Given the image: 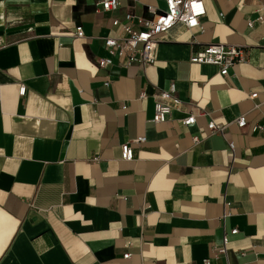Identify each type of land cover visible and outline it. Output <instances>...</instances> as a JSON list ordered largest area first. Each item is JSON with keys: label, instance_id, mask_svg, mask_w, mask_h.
Masks as SVG:
<instances>
[{"label": "crops", "instance_id": "obj_1", "mask_svg": "<svg viewBox=\"0 0 264 264\" xmlns=\"http://www.w3.org/2000/svg\"><path fill=\"white\" fill-rule=\"evenodd\" d=\"M98 1L0 0V264H204L224 234L230 264H264V26L247 25L264 0H203L200 26L163 34L154 64L105 68L111 19L164 3L102 13ZM209 44L245 46L249 60L226 77L191 63ZM171 82L195 124L180 123L189 105L151 121ZM240 115L263 130H240ZM210 121L226 129L208 135Z\"/></svg>", "mask_w": 264, "mask_h": 264}, {"label": "built area", "instance_id": "obj_2", "mask_svg": "<svg viewBox=\"0 0 264 264\" xmlns=\"http://www.w3.org/2000/svg\"><path fill=\"white\" fill-rule=\"evenodd\" d=\"M163 8L156 5H145L146 16L125 12L122 17L114 16L111 19V25L115 33L101 38L102 45L107 51V56L99 58L97 65L99 68H105L113 64L114 60L121 62L125 66L131 64H140L142 66L152 65L156 61V47L160 38L177 23H181L186 29L191 30L200 26V19L206 14L203 0H163ZM97 7L102 13H116L120 9V0H99ZM254 19L249 20L247 25L252 27L255 22L264 26V9H257ZM74 36L84 37V31L81 25L75 26ZM5 46V42L0 37V49ZM190 62L196 64L214 65L219 69V75L226 77L229 69L237 63L247 62L249 60L248 49L240 45L209 44L202 49L194 52L190 56ZM108 81L105 85L108 86ZM26 86L20 84L19 94L24 95ZM140 98H145L144 92L140 93ZM256 92L250 94V98H255ZM188 115L180 120L183 126H190L196 123L199 115L192 110L190 103H184L176 93V86L171 82L167 89L160 90L154 96V111L151 121L155 124L164 123L169 120L174 110H179L183 106H188ZM125 109V106H123ZM240 130L248 127L251 132L263 130L262 125H249L246 117L240 115L232 121ZM227 124H216L210 121L206 125L207 134L211 135L217 132H223ZM144 136H139L128 142L121 144V159L130 161L134 158V148L144 144ZM193 144L200 142L198 135L191 137ZM228 147L233 153L235 146L229 142ZM229 203H225V210L221 220L230 216L228 210ZM149 206H146L148 208ZM238 232L237 228L230 231L231 235ZM229 238L224 234L222 242L218 246H211L210 256L203 260L204 264H211V258H223L222 264H230L227 253ZM130 253L123 254L124 259H128Z\"/></svg>", "mask_w": 264, "mask_h": 264}]
</instances>
